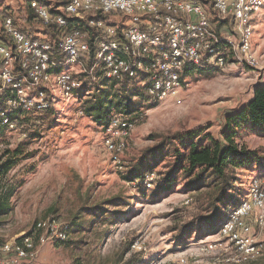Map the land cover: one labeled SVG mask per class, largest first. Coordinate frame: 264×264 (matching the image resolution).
<instances>
[{
    "label": "rangeland",
    "instance_id": "374dc122",
    "mask_svg": "<svg viewBox=\"0 0 264 264\" xmlns=\"http://www.w3.org/2000/svg\"><path fill=\"white\" fill-rule=\"evenodd\" d=\"M42 1L59 8L63 3ZM28 4L29 0H0V13L9 15L15 26L28 34L54 39L55 35L32 17ZM252 23V44L259 62L256 68L242 64L221 69L196 68L185 75L187 86L180 92V103L172 98L152 101L139 84L125 82L126 90L138 91L133 96L137 110L122 113L135 123L125 138L118 163L112 161L104 146V129L82 109L83 101L109 82L100 85L74 67L72 70L85 78L84 82H92L90 88L87 85L88 92H77L69 101L58 96L50 112L25 113L16 127L0 135V156L6 148L13 149L24 141H29L27 148L32 152L0 177V201L5 199L7 204L0 215V241L31 234L35 245L33 261L41 264H169L185 253L189 242L204 237L206 226L194 225V232L187 231L196 212L192 192L176 185L151 196L162 166L154 169L153 185L144 194L138 191L136 180L129 181L124 176L146 149L174 133L205 127L220 137L227 113L245 104L255 85L264 81V16L254 18ZM0 36L4 38L1 23ZM239 133L238 141L264 150V135L250 130ZM238 172L235 185L239 200L248 193L254 177L264 176V166ZM111 198L115 201L108 204L109 215H90L92 208L105 207V200ZM47 219L56 221L57 232L71 224L69 238L38 241L40 232L33 234L35 224ZM80 220L84 223L75 230L74 222ZM252 234L264 246V229L253 226ZM207 259L214 260L205 258L192 264H202ZM216 264H224L222 256ZM244 264H264V252Z\"/></svg>",
    "mask_w": 264,
    "mask_h": 264
},
{
    "label": "built area",
    "instance_id": "2783aa9c",
    "mask_svg": "<svg viewBox=\"0 0 264 264\" xmlns=\"http://www.w3.org/2000/svg\"><path fill=\"white\" fill-rule=\"evenodd\" d=\"M61 1L59 8L29 0L42 26L55 30L52 40L18 29L9 15L0 13L5 37L0 38V135L16 127L23 114L53 108L58 96L69 101L77 92H88L90 80L100 85L133 81L152 101L180 103L190 71L236 64L256 68L259 63L252 21L264 16V0ZM81 23L90 27L81 28ZM74 67L90 80L84 82ZM134 123L119 112L104 127V146L113 162H119ZM144 184L153 185V173ZM253 226L264 229V176L251 180L248 193L225 211L214 232L189 242L169 264L205 258L216 264L220 256L224 264L253 261L264 252ZM65 228L57 232L56 221L47 219L35 224L33 234L40 232V242L65 241L70 226ZM34 254L31 234L0 241V264H41L33 261Z\"/></svg>",
    "mask_w": 264,
    "mask_h": 264
},
{
    "label": "trees",
    "instance_id": "16d2710c",
    "mask_svg": "<svg viewBox=\"0 0 264 264\" xmlns=\"http://www.w3.org/2000/svg\"><path fill=\"white\" fill-rule=\"evenodd\" d=\"M27 8L36 19L29 4ZM51 12L55 13L52 9ZM79 26L85 29L90 27L84 23ZM44 29L56 37L52 27L44 26ZM0 38L5 39L2 36ZM89 42L92 51V40ZM99 91L93 93L92 98H85L82 109L94 118L102 129L113 114H130L137 110V102L133 101V96L138 94V91L134 88L126 90L125 83L109 82L108 86ZM50 110L52 108L44 112L48 113ZM206 129L197 127L162 138L155 146L146 149L135 163L130 164L124 176L129 181L136 180L138 191L144 194L147 189L143 181L145 176L153 173L156 167L162 166L163 170L157 172L151 196L156 197L176 185L192 192L196 212L187 231L194 232L196 227L203 225L206 226L205 235L219 227L225 217V211L238 201L239 189L235 185L238 171L264 166V150L249 148L237 139L239 131L250 130L264 135V81L255 85L251 98L245 104L227 113L220 137L214 136ZM28 142H20L15 148L4 150L0 156V177L21 159L31 155L32 152L27 148ZM114 201V198L105 200V207L96 206L97 210L92 208L90 215H97L99 212H104L102 215L105 216L109 215L108 204H114ZM6 209V200L3 199L0 201V215ZM83 223L84 220L74 222L75 230L81 229ZM71 229L70 224V232Z\"/></svg>",
    "mask_w": 264,
    "mask_h": 264
},
{
    "label": "crops",
    "instance_id": "0c3cea01",
    "mask_svg": "<svg viewBox=\"0 0 264 264\" xmlns=\"http://www.w3.org/2000/svg\"><path fill=\"white\" fill-rule=\"evenodd\" d=\"M210 259H212V258H210ZM208 260H209V259H207L206 262H204V263H202V264H210V263H212V262L214 261V260H213V261H208Z\"/></svg>",
    "mask_w": 264,
    "mask_h": 264
}]
</instances>
